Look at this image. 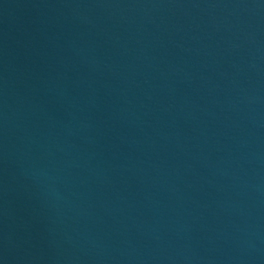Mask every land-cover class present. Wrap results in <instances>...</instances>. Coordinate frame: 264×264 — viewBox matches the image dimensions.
Listing matches in <instances>:
<instances>
[{
  "label": "water",
  "instance_id": "1",
  "mask_svg": "<svg viewBox=\"0 0 264 264\" xmlns=\"http://www.w3.org/2000/svg\"><path fill=\"white\" fill-rule=\"evenodd\" d=\"M0 264H264V0H0Z\"/></svg>",
  "mask_w": 264,
  "mask_h": 264
}]
</instances>
